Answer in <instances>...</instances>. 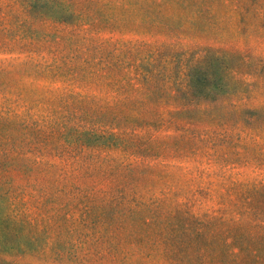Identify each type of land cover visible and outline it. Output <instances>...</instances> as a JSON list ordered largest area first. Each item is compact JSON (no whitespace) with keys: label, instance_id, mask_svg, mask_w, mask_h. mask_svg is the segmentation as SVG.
Masks as SVG:
<instances>
[{"label":"rangeland","instance_id":"1","mask_svg":"<svg viewBox=\"0 0 264 264\" xmlns=\"http://www.w3.org/2000/svg\"><path fill=\"white\" fill-rule=\"evenodd\" d=\"M201 7H211L217 20L202 15L195 23L137 34L151 49L144 85L131 78L142 71L139 62L117 42L130 34L88 22L86 0H65L41 17L18 0H0V109L17 115L4 127L10 140L0 138L14 157L0 170V192L10 216L24 222L0 237V258L10 264H176L165 260L161 242L134 237L145 211L109 208L131 181L125 165L139 161L128 154L129 132L151 145L163 142L144 162L166 165L179 179L147 171L142 197L159 195L168 183L180 186L185 206L207 221L196 226L205 236L226 226L233 200L242 207L249 192L264 185V0H196L180 16ZM206 47L229 51L228 90L215 101L182 94L186 67ZM132 48L143 53L146 46ZM86 121L121 134L123 142L112 136L94 146L90 135L76 132L91 126ZM86 188L105 198L89 202ZM219 202L228 211H218ZM184 224L195 228L190 218Z\"/></svg>","mask_w":264,"mask_h":264},{"label":"trees","instance_id":"2","mask_svg":"<svg viewBox=\"0 0 264 264\" xmlns=\"http://www.w3.org/2000/svg\"><path fill=\"white\" fill-rule=\"evenodd\" d=\"M18 1L27 11H37L39 17L43 15L46 9L54 11L65 6V0ZM202 1L205 3L210 0ZM192 3H196V0H86V7L90 8L88 22L92 20L98 22L101 29L127 30L130 36L119 38L117 42L120 45H125L126 53L133 56L130 57L131 61L139 62L140 65L138 67L137 63L136 69L137 67L142 69L139 75L136 74L131 78L140 84L148 85L150 71L146 60L151 59L149 55L151 49L148 47L150 42L144 37L137 36V34L150 33L151 30H159L166 25H179L185 20L188 23L190 21L195 23L202 15H205L206 21L217 20L216 12L211 7H201L195 10L196 12L193 11L192 15H188L187 19L182 18L181 13L185 12L184 9H187L188 5ZM69 13L71 14L70 11ZM102 14L103 16L100 18L93 17ZM65 20L60 19V21ZM20 25L19 22L17 28H21ZM27 28L31 35L36 33V30ZM21 30L23 31V29ZM138 45L146 46L143 53L132 48ZM21 46H23L22 43L20 48ZM129 49L130 52H127ZM228 52L222 48L206 47L204 54L197 61L189 64L184 71L183 96L193 97L195 100L215 101L220 95L224 94L228 90L225 78L228 71L225 55ZM181 107L170 111V114L181 112L183 110ZM12 116L17 117L9 109H0V138L10 140V135L4 131V127L10 123V117ZM43 122L45 123V121L41 122L42 125ZM64 122L61 121L59 124ZM31 123L35 127L39 122L33 121ZM46 123L50 126L47 119ZM54 123L55 121H53ZM88 123L86 121V124ZM81 128L83 131L79 130ZM102 128L103 124L86 125V129L83 125H80L76 132L79 135L82 134L81 132L90 135L94 140H92L94 146L102 144L106 137L107 141L112 136H116L119 142H123L121 134L104 131ZM103 134H106V136ZM128 134L130 135L129 139L132 140L128 154L137 156L135 159H139V161H135V164L127 163L125 165L127 168L125 173L128 174L131 181L126 182L127 188L122 195L116 197L120 203H111L109 208L121 206L120 211L132 214L145 211L138 221L140 231L134 235L138 241L144 240L151 242L152 245H155L157 241L161 242L164 245L162 250L165 252L163 254L166 255L165 260L167 259L176 264H182L187 259L192 264H264V185H258L255 190L250 191V199L247 204L245 205L241 200L242 207L237 204L236 200H233V215L228 219L226 226L210 236H205L201 229L196 226L200 222L207 224V221L201 220L197 211L185 206L186 201H182L184 195L180 186L174 187L168 183L166 187L158 189L159 195H151L146 199L142 197L141 192L144 187L139 184L143 176H145L144 181L148 179L146 178L147 171L157 169L161 175L175 183H179V179L164 170L166 165L158 168L144 162L145 159H153L154 156L150 152L152 150L157 151L163 142L151 145L152 141L149 139L140 140L132 132ZM136 138L137 142H133ZM13 160L14 157L9 156V151L0 146V170H4ZM101 194L105 193L93 192L86 188L85 196L88 197V201L91 203L101 202V198H105L100 196ZM3 199V193L0 192V206H3V210L0 209V237L14 234L18 231V227L24 224L22 218L10 216L8 205ZM124 202L132 203L133 207L123 206ZM92 207H95V205L88 204V209ZM217 208L221 212L222 210L228 211L229 207L227 205L220 206L219 202ZM186 217L190 218V222L195 228L186 227L184 224ZM218 220L220 225L225 222L221 218H218ZM92 225L94 226L95 223L92 222ZM117 228H119V224H117ZM19 250L22 251L23 249ZM0 264L10 263L0 258Z\"/></svg>","mask_w":264,"mask_h":264}]
</instances>
